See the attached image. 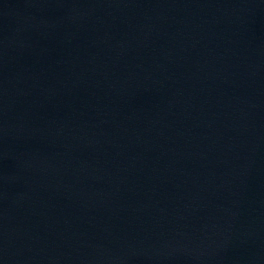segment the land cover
Wrapping results in <instances>:
<instances>
[{
  "label": "water",
  "instance_id": "obj_1",
  "mask_svg": "<svg viewBox=\"0 0 264 264\" xmlns=\"http://www.w3.org/2000/svg\"><path fill=\"white\" fill-rule=\"evenodd\" d=\"M0 264H175L157 0H0Z\"/></svg>",
  "mask_w": 264,
  "mask_h": 264
}]
</instances>
